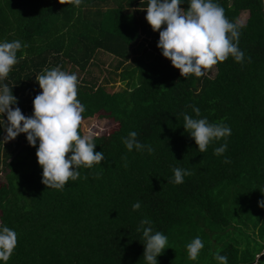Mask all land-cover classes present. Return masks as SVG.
<instances>
[{"label": "trees", "instance_id": "1", "mask_svg": "<svg viewBox=\"0 0 264 264\" xmlns=\"http://www.w3.org/2000/svg\"><path fill=\"white\" fill-rule=\"evenodd\" d=\"M213 2L239 25L244 60L229 56L218 62L212 78H183L153 47L159 32L145 19L148 0H83L79 7L60 0H0V42L28 45L0 81L17 98L12 107L31 116L41 92L35 76L60 66L78 77L83 120L113 122L109 132L94 136V151H102L104 160L81 166L80 178L69 180L63 190L41 182L37 145L30 146L26 134L0 142V171H5L0 227L13 229L18 240L10 259L0 264H146L143 232L137 231L145 218L168 238L158 264H187V244L199 237L203 251L209 234L226 236L218 250L227 264H264V241H251L247 234L243 240L239 229L250 224L264 240V208L258 206L264 200V0ZM188 3L181 0V7L186 10ZM140 37L155 52L137 44ZM100 53L115 61L109 77L85 79ZM116 82L125 84L121 88ZM184 114L223 123L231 135L200 153L183 128ZM0 119L7 117L0 114ZM131 131L153 148L151 154L127 150L122 138ZM225 142L224 154L215 155ZM174 167L192 174L174 184ZM137 201L141 207L133 210ZM213 255L219 264L216 254L207 257Z\"/></svg>", "mask_w": 264, "mask_h": 264}, {"label": "clouds", "instance_id": "2", "mask_svg": "<svg viewBox=\"0 0 264 264\" xmlns=\"http://www.w3.org/2000/svg\"><path fill=\"white\" fill-rule=\"evenodd\" d=\"M83 0H60L79 7ZM145 19L154 32H159L157 48L164 58L171 61L180 75L186 78L189 74L196 77L206 75V71L218 62H224L229 56L237 63H242L244 53L238 47L239 25L229 21L225 10L213 0H189L185 10L181 0H148ZM165 26L163 30L161 27ZM20 40L0 42V81L6 79L19 60L17 52L27 48ZM27 54L24 53L20 59ZM41 89L32 105L31 116H25L19 107L13 108L17 98L11 88L4 84L0 86V114H5L6 121L0 119V127L6 135L2 143L15 139L19 134H26L30 146L39 145L36 149L37 163L42 168V183L47 189L63 190L69 180L80 178L81 166L91 168L104 160L102 151H94V133L89 130L81 135L79 128L83 122L85 106L77 99L79 80L76 73L61 70L60 66L44 69L35 76ZM196 117L200 109L194 107ZM183 128L195 141L200 153L207 151L213 141L227 138L231 128L223 123H210L205 118H193L183 115ZM138 133L131 131L122 143L128 151L147 149L153 152L150 145H144L137 140ZM227 150V143L214 149L217 156ZM70 153V155H68ZM127 161V157H122ZM224 163H230L225 158ZM127 167V163L124 165ZM172 183L181 184L184 177L191 175L188 169L174 167ZM87 179V177H84ZM264 208V200L258 202ZM133 210L141 207L139 201L132 205ZM143 232V258L146 264H158L157 257L167 248L168 238L159 231H153L152 221L148 218L140 221L137 231ZM17 233L7 227H0V260L7 262L17 246ZM204 247L199 237L187 244V254L190 260H196ZM219 264H227L228 257L215 255Z\"/></svg>", "mask_w": 264, "mask_h": 264}, {"label": "rangeland", "instance_id": "3", "mask_svg": "<svg viewBox=\"0 0 264 264\" xmlns=\"http://www.w3.org/2000/svg\"><path fill=\"white\" fill-rule=\"evenodd\" d=\"M245 15H240V18L238 19L239 23H242L243 19H244ZM142 18L144 19V16L142 15ZM143 37H140L137 44L138 43H144L143 44V48H145L147 51H153L155 52L150 46H148L146 43L148 42V39L144 42L143 41ZM155 49H157L158 51H161L160 49L157 48V45L153 46ZM93 65L89 66V71L90 74L87 78V80H89L90 78L92 79H96L97 81L103 82L101 81L99 78H103L104 80L107 79V77H109L108 72L112 70V67L115 64V61L111 59V57H108L107 55H104L102 53L98 54L95 58V60H93ZM69 68V65L66 66V69ZM206 71V77L208 78H212L214 73H215V69L214 66L211 69L205 70ZM110 82V81H108ZM125 82L122 83H115V85L120 86L121 88L124 86ZM113 128V122L110 121L107 118H91V119H85L83 120L82 124H81V132L82 135L86 134L89 130H91L94 133V136L99 135V134H103V133H107L109 132L111 129ZM6 135L4 128H3V139L4 136ZM9 142V141H7ZM5 142V143H7ZM37 147L39 145V141H37ZM4 173L5 171L2 170L0 171V183H2L4 181ZM239 229L242 231V239H245V234H247V238L252 239L251 235H250V231H252V226L250 224H248L247 226H242L239 225ZM254 232H256V230H254ZM226 237V236H222V238L220 239L218 237V239L213 238L212 235L209 234L208 240L205 241L206 245H209V247L205 250L200 251L199 255H204L201 256V259L197 258V261H192L189 258H187L188 263L187 264H215L216 261L214 260V255L211 257H207V255H211V254H216V251H218L219 249V244L222 241V239ZM230 238L226 239L225 241L229 242ZM260 242H262L261 239H259ZM241 243H244L242 240H239ZM262 244V243H261ZM178 251H184V249L182 247L178 248ZM186 254V252H185Z\"/></svg>", "mask_w": 264, "mask_h": 264}, {"label": "crops", "instance_id": "4", "mask_svg": "<svg viewBox=\"0 0 264 264\" xmlns=\"http://www.w3.org/2000/svg\"><path fill=\"white\" fill-rule=\"evenodd\" d=\"M250 235H251V237H252V239H251V241H257V242H259V243H263V241L264 240H262V242H260V240H259V234H258V232H257V229H256V232H254V230L253 231H250ZM247 236V235H246ZM263 252V251H262ZM257 257V255L255 256V258Z\"/></svg>", "mask_w": 264, "mask_h": 264}]
</instances>
